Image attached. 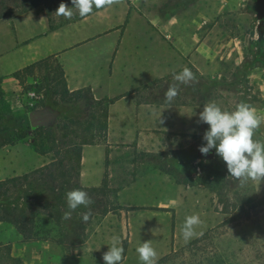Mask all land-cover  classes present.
Returning <instances> with one entry per match:
<instances>
[{"label":"rangeland","instance_id":"obj_1","mask_svg":"<svg viewBox=\"0 0 264 264\" xmlns=\"http://www.w3.org/2000/svg\"><path fill=\"white\" fill-rule=\"evenodd\" d=\"M180 1L172 2L178 5ZM186 1L190 5L200 1L203 23L200 21V38L215 25L232 41L228 45L234 48L238 45L236 50L230 58L226 54L223 59L200 60L204 71L199 72L189 64L193 79L187 83L174 79L180 71L153 86L147 97L158 105L159 119L149 140L140 145H106L96 138L107 149L104 165L108 173L107 196L86 192L92 203L79 206L65 218L69 211L66 193L77 190L73 179L70 184L62 182L63 186L60 181L36 179L6 197L0 193V209L6 213L30 215L38 210L39 227L46 225L39 228L44 233L42 237L51 239L25 243L13 226L0 224V264H104L102 256L113 236L119 237L124 249L122 264H140L136 249L148 241L156 251L157 262L171 250L180 251L208 232L203 244L213 259L219 258L224 264H264V178L237 180L230 177L214 149L206 157L198 152L208 127L199 122V113L210 102L228 112L241 102L255 108L262 123L253 138L264 143V35L260 36L256 0ZM61 3L73 7L71 0H0V13L6 14L7 20L22 10L42 7L56 25L80 19L75 8L70 18L56 15ZM245 56L247 66L239 68ZM57 65L53 60L33 69L29 75L21 73L19 83L3 88L16 117L7 125H0V139L9 135L2 132L3 127L11 132L19 123L29 121V113L35 110L52 109L57 113L54 123L46 127L69 124L71 119L92 120L91 108L84 101L65 100L61 95V86L54 75ZM172 85L178 86V94L167 101L165 93ZM29 93L39 98H31ZM97 113L100 117L101 112ZM29 134L0 150V181L22 176L50 162L51 155L40 156L35 152V135ZM91 151L101 158L102 149L87 150ZM204 162L218 167L219 175L214 177L216 183L211 188L176 183V179H198L201 174L198 165ZM104 207L120 208L100 217L98 213ZM86 213L87 221L83 219ZM191 215H198L202 223L195 229L199 235L185 242L181 227L185 217ZM82 226L87 227L86 244L77 252L65 253L56 241L67 239Z\"/></svg>","mask_w":264,"mask_h":264},{"label":"crops","instance_id":"obj_2","mask_svg":"<svg viewBox=\"0 0 264 264\" xmlns=\"http://www.w3.org/2000/svg\"><path fill=\"white\" fill-rule=\"evenodd\" d=\"M172 1L113 0L111 6L82 19L63 25L53 22L54 29L42 7L1 21L3 88L19 83L15 73L52 57L62 67L70 91L90 87L97 100L117 99L108 108L106 145H140L149 140L159 119L158 105L147 102L151 94L148 87L189 64L204 71L200 60L223 59L226 54L230 58L238 47L228 45L232 41L215 25L200 38V1L192 5L186 0L178 5ZM211 39L214 44L210 45ZM105 146L83 147V187L102 186ZM91 148L102 149L101 158L93 151L88 153Z\"/></svg>","mask_w":264,"mask_h":264},{"label":"trees","instance_id":"obj_3","mask_svg":"<svg viewBox=\"0 0 264 264\" xmlns=\"http://www.w3.org/2000/svg\"><path fill=\"white\" fill-rule=\"evenodd\" d=\"M29 9L22 10L21 13H24ZM96 10L99 9H93V11ZM6 17V14L0 13V22L3 21ZM82 18L84 17L80 16V19ZM53 22L54 21H51L50 17L52 29L55 28V26H53ZM263 35V25H260V36ZM51 61H53V59L52 57H49L44 61L37 62L25 68L21 72L15 73L14 77L18 78L21 73H27L29 75L31 74L33 69L42 68L44 64L50 63ZM246 61L247 56L244 57V60L239 68H245L247 66ZM49 66H51V64H49ZM253 67L254 66H252L251 68ZM56 69L57 71L54 72V75L55 78L58 79L59 85L61 86V95L65 98V100L84 101V104L91 108L92 120L90 122H87L86 120L81 121L80 119H71L69 124H57L54 128H32L29 121L25 120L22 123H19L18 127L13 129L11 132L7 127H3L2 132H9V135L0 139V150L8 146L15 145L16 143L26 139L30 135L29 133H32L35 135L33 141L35 152L40 156L51 155V159L48 164H44V166L22 176H17L0 181V193L4 197L8 196L12 191L16 192L18 188H20L27 182L43 178L48 179L52 183L60 181V185L62 186L65 180L67 184H70L71 180L73 179L76 183L75 186L77 187V190L96 194L97 197H105L108 195L107 169L105 170L102 187L99 188L83 187L80 184V170L82 164L83 147L98 145L99 142L96 141L97 137L102 139L103 142L105 141L108 131V108L111 104L115 103L117 99L105 98L97 100L94 97L92 89L90 87L76 91H70L67 88L65 74L63 73L64 71L62 67L58 64ZM168 79L170 78H164L155 81L150 87H148L149 91H151L152 93L154 85L161 82L163 83ZM3 81L4 77H0V125L5 126L15 119L16 112L11 102L8 101L5 96ZM147 102L150 104H156L154 100L151 101L150 99H148ZM98 111L101 112L100 117L97 116ZM105 165H107V160ZM198 168H200L201 172L198 179H176V183L178 185H200L206 188H211L212 185L216 183L214 177L219 175L218 167L210 162H204L200 163L198 165ZM219 196L221 198L222 195L220 194ZM117 208L120 207H115L113 209L104 207L98 213V215L100 217H104L109 212L116 211ZM162 210L166 211L168 209ZM37 211L38 210L32 212L29 215L25 212L6 213L0 209V222L7 223L10 226H13L23 242L51 240L42 237L44 233H42L39 228L45 227L46 225H42L39 227V216ZM208 237L209 232L200 235L199 237L194 239L188 247L182 248L180 251L171 250L169 254L159 259L156 264H224V262L219 258L213 259L212 257H210L209 253L207 252V248L205 247V244H203V242ZM86 241L87 227L82 226L81 229L76 231L72 236L68 237L67 239H59L56 241V243L60 246H64L65 251L69 253L71 250H79L80 248H82L86 244ZM200 244H202L201 246L203 248L201 251ZM188 253L190 254V258L188 257Z\"/></svg>","mask_w":264,"mask_h":264},{"label":"clouds","instance_id":"obj_4","mask_svg":"<svg viewBox=\"0 0 264 264\" xmlns=\"http://www.w3.org/2000/svg\"><path fill=\"white\" fill-rule=\"evenodd\" d=\"M113 0H71L73 7L61 3L56 15H63L70 18L73 15L72 9L78 10L81 17H86L93 12V8L101 9L111 6ZM176 81L187 83L193 79L192 71L185 67L180 73L174 76ZM178 94V86H169L165 93L167 101H171ZM199 122L208 127L202 137V145L198 152L206 157L211 150L222 159L227 167L230 177L237 180L251 179L261 181L264 178V143L255 140L254 133L262 123L257 110L247 103H239L234 111H223L217 104L208 103L199 113ZM68 212L65 218L70 217L71 212L79 206L87 207L92 203L85 191L73 190L66 193ZM88 214L83 219L87 221ZM202 221L198 215L185 217L181 227V235L185 242L199 235L195 231ZM152 242L141 243L136 252L140 264H156V251L151 246ZM124 249L120 245L117 236L111 238V245L108 251L102 256L104 264H122Z\"/></svg>","mask_w":264,"mask_h":264},{"label":"water","instance_id":"obj_5","mask_svg":"<svg viewBox=\"0 0 264 264\" xmlns=\"http://www.w3.org/2000/svg\"><path fill=\"white\" fill-rule=\"evenodd\" d=\"M255 10L260 25H264V0H256ZM57 113L52 109L35 110L29 113V123L32 128L46 127L54 123Z\"/></svg>","mask_w":264,"mask_h":264},{"label":"built area","instance_id":"obj_6","mask_svg":"<svg viewBox=\"0 0 264 264\" xmlns=\"http://www.w3.org/2000/svg\"><path fill=\"white\" fill-rule=\"evenodd\" d=\"M29 96H30L31 98H35V99H38V98H39V96L36 95L35 93H29Z\"/></svg>","mask_w":264,"mask_h":264}]
</instances>
